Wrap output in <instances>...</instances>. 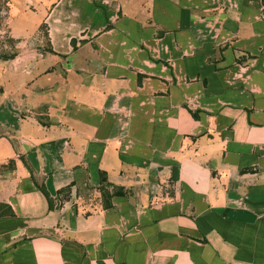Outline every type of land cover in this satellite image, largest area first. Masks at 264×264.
<instances>
[{
    "label": "crops",
    "instance_id": "0c3cea01",
    "mask_svg": "<svg viewBox=\"0 0 264 264\" xmlns=\"http://www.w3.org/2000/svg\"><path fill=\"white\" fill-rule=\"evenodd\" d=\"M0 264H264V0H0Z\"/></svg>",
    "mask_w": 264,
    "mask_h": 264
},
{
    "label": "rangeland",
    "instance_id": "374dc122",
    "mask_svg": "<svg viewBox=\"0 0 264 264\" xmlns=\"http://www.w3.org/2000/svg\"><path fill=\"white\" fill-rule=\"evenodd\" d=\"M5 28V15L0 17V53H16L14 43H11L9 36L3 29Z\"/></svg>",
    "mask_w": 264,
    "mask_h": 264
},
{
    "label": "trees",
    "instance_id": "16d2710c",
    "mask_svg": "<svg viewBox=\"0 0 264 264\" xmlns=\"http://www.w3.org/2000/svg\"><path fill=\"white\" fill-rule=\"evenodd\" d=\"M1 4H2V1L0 2V5H1ZM4 15H5V11H4V9H3V8H0V17H1V16H4ZM9 39H10L11 43L14 42V40H13L12 38H9ZM13 54H14V52H11V53H8V54L1 52V53H0V58H2V59H6V58L11 57Z\"/></svg>",
    "mask_w": 264,
    "mask_h": 264
}]
</instances>
